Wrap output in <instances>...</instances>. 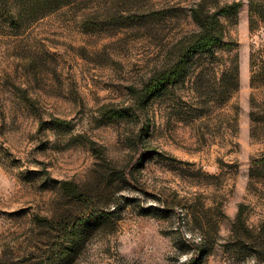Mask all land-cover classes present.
I'll return each instance as SVG.
<instances>
[{
	"label": "rangeland",
	"instance_id": "rangeland-1",
	"mask_svg": "<svg viewBox=\"0 0 264 264\" xmlns=\"http://www.w3.org/2000/svg\"><path fill=\"white\" fill-rule=\"evenodd\" d=\"M17 1L0 3L15 21L0 32V262L183 264L212 219L216 248L195 264H254L222 243L241 203L264 224V0L211 3L240 4L223 19L239 58L223 101L222 73L200 54L154 98L143 88L197 29L198 0ZM90 212L95 226L72 228Z\"/></svg>",
	"mask_w": 264,
	"mask_h": 264
},
{
	"label": "trees",
	"instance_id": "trees-1",
	"mask_svg": "<svg viewBox=\"0 0 264 264\" xmlns=\"http://www.w3.org/2000/svg\"><path fill=\"white\" fill-rule=\"evenodd\" d=\"M15 1V2H14ZM214 0H198L191 7V15L198 27L195 30L187 32L174 42L170 51L163 61L156 66L149 79L144 82V91L147 96L154 98L163 90H167L169 84L175 83L184 75L188 64L192 63V58L200 54L201 57H209V63L214 64V70L222 73V79L217 82L222 88L219 95L220 100H225L231 97L239 88V58L237 53H233L234 47L232 41L227 37L226 24L224 17L236 16L240 4L238 1L220 3L219 5H212ZM0 3H6L8 6L11 3H18L17 0H0ZM10 11L12 10V6ZM13 24L15 21L10 19ZM4 18V14L0 11V32L3 30V25L10 21ZM228 54V61L225 57ZM232 54V56H229ZM199 58V60L201 59ZM203 60L199 62L201 65ZM224 64V65H223ZM253 64L256 65V57L253 55ZM222 66V67H221ZM204 68L199 72L197 84L203 86L204 80L202 75ZM219 73V72H218ZM255 101H253L254 103ZM251 117L257 119L256 110L251 111ZM96 143L93 144V149L98 152ZM142 156V155H141ZM140 156V158H141ZM130 171H124V177H127ZM62 193L70 191L72 199H79V185L77 186L70 180H62ZM112 203L109 204L111 206ZM85 214V213H83ZM84 218L74 220L72 228H76L80 224H91L90 227L95 226L101 217L94 216L92 212L87 213ZM47 221L54 223L56 221L55 213L50 217L41 219V222ZM65 224V220H62ZM220 221H212L207 219L206 226L212 228L208 232H203L199 240L194 238V249L189 254L188 258L183 264H195L200 261L205 255H210L216 248V243L220 237ZM214 227V230H213ZM75 230V229H73ZM223 251L239 250L242 246L250 249L253 256L254 264H264V224L252 225L248 222L246 217V205L241 203L235 218L231 222L230 233L225 242L222 243ZM69 251L72 253L74 246L65 247L59 263L67 261ZM0 264H6L0 262ZM45 264V263H35Z\"/></svg>",
	"mask_w": 264,
	"mask_h": 264
}]
</instances>
